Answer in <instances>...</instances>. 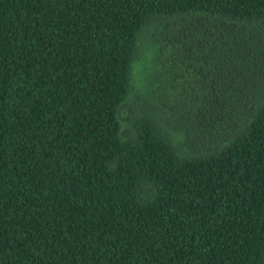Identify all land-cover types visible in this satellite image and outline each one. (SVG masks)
Wrapping results in <instances>:
<instances>
[{
	"label": "trees",
	"instance_id": "obj_1",
	"mask_svg": "<svg viewBox=\"0 0 264 264\" xmlns=\"http://www.w3.org/2000/svg\"><path fill=\"white\" fill-rule=\"evenodd\" d=\"M0 264H264V0H0Z\"/></svg>",
	"mask_w": 264,
	"mask_h": 264
},
{
	"label": "rangeland",
	"instance_id": "obj_2",
	"mask_svg": "<svg viewBox=\"0 0 264 264\" xmlns=\"http://www.w3.org/2000/svg\"><path fill=\"white\" fill-rule=\"evenodd\" d=\"M173 65V64H172ZM164 70L161 72L162 73V78H165V80L166 81H168L169 83H173V80H169V76H170V71H168V67L166 68H163ZM180 71H182L181 72V74L182 75H184L185 77H187V78H190V79H192L193 78V76H194V73H193V71H191V68H189V67H187V68H182V69H179ZM184 71H188L189 72V76H188V74L187 73H185ZM179 72V71H178ZM174 73H176V72H174ZM162 78H161V80H162ZM159 82H160V79H159ZM175 95V94H174ZM174 98V97H173Z\"/></svg>",
	"mask_w": 264,
	"mask_h": 264
}]
</instances>
